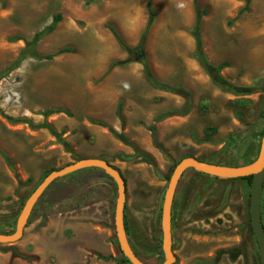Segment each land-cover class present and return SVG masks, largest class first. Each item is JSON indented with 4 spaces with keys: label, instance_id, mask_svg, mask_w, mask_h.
Here are the masks:
<instances>
[{
    "label": "rangeland",
    "instance_id": "1",
    "mask_svg": "<svg viewBox=\"0 0 264 264\" xmlns=\"http://www.w3.org/2000/svg\"><path fill=\"white\" fill-rule=\"evenodd\" d=\"M148 2L0 0V232L15 231L37 176L76 162L87 151L84 145L91 148L98 142L95 131L103 127L94 121L122 134L130 144L123 143L136 154L138 143L164 155L154 145L152 126L159 141L169 142L177 130V148L163 156L169 165L166 180L187 153L224 165L258 158L264 129V0H253L247 10L245 0H152L156 20L146 44L148 65L160 82L189 91L193 109L187 120L173 115L163 123L155 120L165 112L188 113L184 97L153 86L140 62L108 72L111 63L128 59L115 33L127 46H136L148 22ZM196 7L207 11L201 32L207 58L227 61L221 75L235 86L253 88V93L237 96L216 86L195 57ZM56 15L61 21L55 30L35 41ZM29 44L40 58L30 53ZM191 62L197 64L194 70ZM47 110L59 112L46 115ZM208 127L217 129L211 138L202 134ZM185 138L193 146L180 142ZM201 175L206 180L194 183L187 208L179 205L182 196L177 200L175 264H261L250 220L251 184ZM182 181L184 190L186 178ZM54 185L36 204L27 237L56 222L55 197L48 198L55 194ZM261 210L264 223V190ZM175 211L176 206L173 215ZM160 240L159 248L148 251L152 264L165 259L162 233ZM10 249L0 244V250ZM115 249L117 256L123 255L118 244ZM82 252L79 264L99 263L93 253Z\"/></svg>",
    "mask_w": 264,
    "mask_h": 264
},
{
    "label": "crops",
    "instance_id": "2",
    "mask_svg": "<svg viewBox=\"0 0 264 264\" xmlns=\"http://www.w3.org/2000/svg\"><path fill=\"white\" fill-rule=\"evenodd\" d=\"M210 62L216 66L228 63L225 60ZM196 66L197 64L191 62V69L194 70ZM193 73L195 74V72ZM196 73L200 74L198 71ZM228 99L235 100V97L228 96ZM192 111L190 110L185 115L176 116L186 117L187 120ZM208 129L209 127L205 128L202 134L205 135ZM95 135L98 142L91 148L88 144L84 145L83 147L87 151H81L84 152V156H79V158L80 160L85 158L104 159L122 173L127 186L124 216L127 235L140 259L152 264L148 259V251H155L161 243V213L168 186L166 176L169 172V165L163 156L166 155L165 153L168 155L169 151L167 150L172 151L177 148L179 140L176 137L179 134L174 129V135L169 137L168 142L159 141L157 133L158 143L165 151L161 150L164 155L160 156L148 146L142 145L139 148L138 145H135L138 143L134 144L139 152L148 153L154 158L156 167L145 162L143 156L136 154L133 148L117 140L110 130L107 131L103 127L97 129ZM180 142L189 147L193 146V141L190 138H185ZM186 157L204 160L202 157L195 156L194 153H187L180 161ZM188 170L193 171L184 173L179 182L173 204V209L176 206L175 215L172 211L173 247L176 240L177 219H179V215H176L179 210L177 200L182 196L179 205L186 209V199L192 191L191 189L194 188V183L206 180L200 172L194 169ZM187 174L188 177H185ZM27 177H31V175H27ZM109 177L99 168H86L62 177L63 179H57L56 185H54L56 187L55 194L48 197L50 200L55 197L58 210L56 222H48L39 234L28 237L24 235L20 241L11 245L10 251L0 250V264H16L17 262H21V264H79L83 254L82 249L85 252L93 253L95 260L99 261L98 264H114L111 263L113 261L121 262L122 255H116L117 250L114 244V239H116L117 186ZM184 178H186V184H184L186 186L183 190L182 180ZM36 179V186H38L43 178L37 176ZM50 188H52L51 185L47 191ZM191 200L190 204L192 205L194 200L193 198ZM180 211L181 213L184 212ZM30 245L33 246L31 253L28 251ZM99 255L110 259H100ZM156 256L158 255L156 254Z\"/></svg>",
    "mask_w": 264,
    "mask_h": 264
},
{
    "label": "water",
    "instance_id": "3",
    "mask_svg": "<svg viewBox=\"0 0 264 264\" xmlns=\"http://www.w3.org/2000/svg\"><path fill=\"white\" fill-rule=\"evenodd\" d=\"M86 168H99L109 175L117 186V201L115 207V232L121 253L131 264H148L135 253L130 243L125 227V207L127 201V186L122 173L106 160L100 158H85L55 169L37 186L26 200L20 212L16 229L12 233L0 232V244L13 245L24 237L25 229L39 199L57 179ZM188 169H194L202 174L220 179H242L252 176L250 192V220L258 243L261 264H264V223L262 219L261 202L264 190V135L261 140L258 158L249 164L224 165L210 163L196 157L183 158L175 166L164 195L161 213L162 252L164 261L159 264H175L177 257L173 251L172 211L176 191L181 178Z\"/></svg>",
    "mask_w": 264,
    "mask_h": 264
},
{
    "label": "trees",
    "instance_id": "4",
    "mask_svg": "<svg viewBox=\"0 0 264 264\" xmlns=\"http://www.w3.org/2000/svg\"><path fill=\"white\" fill-rule=\"evenodd\" d=\"M2 1H5V0H2ZM84 1H86L87 4H91V3L97 2L99 0H84ZM252 1L253 0H245V2H246V6H245L246 10L249 9V6H250V4H251ZM148 14H149V18H148V22H147L146 28H145L144 32L142 33V36H141V39H140L139 43L136 46H134V47L127 46L118 37L117 33H115L116 37L118 38V42L121 44V46L128 53V59H126L125 61H116V62L111 63L110 66H109L108 72L112 71L117 66H124V65H127V64L131 63V62H140L144 66L145 75H146L147 79L149 80V82L153 86H155L156 88H158V89H161V90H164V91H168V92H171V93H175V94H178V95L184 97L186 99V102H187V109H188L187 111L189 112L190 109H191V106H192L191 93L189 91H186L183 88V86L172 87V86H170L168 84H165V83L160 82L153 75V73H152V71H151V69H150V67L148 65L147 55H146V44H147V39H148L149 31H150L151 27L153 26V24L155 23V20H156V11L154 10V8L152 6V0H149V2H148ZM206 15H207V11H200L196 7V21H195V25H194V27L192 29V35L194 36V39H195V42H196L195 57L198 59V61L202 65L203 69L209 75V77L211 78L212 82L216 86L226 88L231 93H233V94H235L237 96H239V95H249V94L253 93V91H254L253 88L235 86L232 83H230L228 80H226L221 75L222 70L224 68H226V67L229 66L228 63H222L219 66H216V65L212 64L209 61V59L207 58V56H206V54L204 52V43H203L202 36H201V32H202V18H203V16H206ZM59 21H61V16L60 15L54 16V19H53L52 24L47 29H45L42 33L37 34L35 41H37L38 39L42 38L46 34L52 33L55 30V27H56V25H57V23ZM29 47H31V52L30 53L34 57L40 58V56L37 55L36 52H35V50H34V45L29 44ZM52 57L53 56H48L47 58L51 59ZM54 112H59V111L47 110L46 111V115H50V114H52ZM173 115H184V114H180L179 112H175V111L165 112V113L161 114L160 116H158L155 121L157 123L158 122H162L165 119H167L168 117H171ZM118 116L121 118L122 122H124V119L121 116V108L120 107L118 109ZM94 124L99 125V126H102V127H107L106 124L101 123V122L94 121ZM46 127L49 128L52 133H54L55 135H57L56 132L54 131V129L52 127H50L49 125H46ZM110 131L115 135L116 138H118L122 142H126V144H130L129 141H128V139H126L122 134L117 133L113 129H110ZM150 131H151V135H152V138H153L154 145L156 147L160 148L162 151H164V149L162 148V146L158 143L157 133H156V127L155 126H152L150 128ZM216 132H217V129L216 128L210 127L207 130V133L206 134H207L208 138H210V137L214 136L216 134ZM263 135H264V129L262 130L260 136H263ZM137 154L142 155L145 162H147L148 164L153 165L154 167H156L155 160H154V158L150 154H148V153H141L139 151L137 152ZM165 154L167 155V153H165ZM134 157H136V156H134ZM123 158H125V157H123ZM126 158H128V157H126ZM78 160H80L79 157L76 158V161H78ZM200 160H203V159H200ZM204 161L211 162V161H208V160H204ZM217 164H221V163H217ZM54 170L55 169L53 168L50 171L46 172L45 175H44V177H43V179H42V181L44 180V178L47 175H49ZM104 174L107 177H109L105 172H104ZM109 178L111 180H113L111 177H109ZM242 179L248 181L249 184H251V182H252V176L245 177V178H242ZM167 180L169 181V178ZM30 181H31V178H30ZM53 183H55V182H53ZM36 188H37V186L35 187V189ZM45 193H44V195H45ZM30 220H31V218L29 219L28 224H30ZM114 243L115 244H118L117 239H114ZM160 248H161V246H160ZM161 253H162V255H164L163 252H161ZM98 257L100 259H104V260H109L110 259V258H105V257H103L101 255H99ZM162 262H160V263H162ZM118 263L119 264H131L128 261V259L126 257H124L123 255H122V261L121 262H118ZM148 264H151V263H148ZM196 264H217V261L216 260L198 261Z\"/></svg>",
    "mask_w": 264,
    "mask_h": 264
},
{
    "label": "bare ground",
    "instance_id": "5",
    "mask_svg": "<svg viewBox=\"0 0 264 264\" xmlns=\"http://www.w3.org/2000/svg\"><path fill=\"white\" fill-rule=\"evenodd\" d=\"M66 80H67V79H66ZM62 83H63V81H62ZM62 83H61V84H62ZM61 84H60V85H61ZM63 85H64V84H63ZM59 88H60V87H59ZM59 90H60V89H59ZM54 91H55V90H54ZM44 101H45V100H44Z\"/></svg>",
    "mask_w": 264,
    "mask_h": 264
}]
</instances>
